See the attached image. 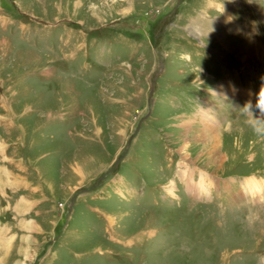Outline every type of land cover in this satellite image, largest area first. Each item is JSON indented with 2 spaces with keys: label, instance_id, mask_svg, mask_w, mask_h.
I'll list each match as a JSON object with an SVG mask.
<instances>
[{
  "label": "rangeland",
  "instance_id": "1",
  "mask_svg": "<svg viewBox=\"0 0 264 264\" xmlns=\"http://www.w3.org/2000/svg\"><path fill=\"white\" fill-rule=\"evenodd\" d=\"M262 77L264 0H0V168L48 207L18 264H264Z\"/></svg>",
  "mask_w": 264,
  "mask_h": 264
},
{
  "label": "crops",
  "instance_id": "2",
  "mask_svg": "<svg viewBox=\"0 0 264 264\" xmlns=\"http://www.w3.org/2000/svg\"><path fill=\"white\" fill-rule=\"evenodd\" d=\"M24 161L26 162V159ZM13 163L19 169H23L18 160L17 162L13 160ZM12 171L16 170H13L12 167H9V171L5 168L4 170L0 168V253H2V256H5L0 264H3V262L18 264V260L15 258L16 252H13V246L18 249V255L21 252L23 253L22 255L24 253L27 255L28 251L24 247V244H27V242L23 240V237L27 240L29 238L34 240L33 236L37 235L38 230L40 231L37 220L48 217V212L45 210L48 207L44 202V197L39 193L43 189L42 183L41 185L36 184L28 178H23V175L19 172L13 173ZM11 232L20 235L17 237L21 241L20 249L15 245L14 238L16 236L14 237ZM10 234L12 235L10 236ZM6 236H9L7 238H10L11 242L8 246L4 244L6 241L3 237ZM18 240L17 244L19 243Z\"/></svg>",
  "mask_w": 264,
  "mask_h": 264
},
{
  "label": "bare ground",
  "instance_id": "3",
  "mask_svg": "<svg viewBox=\"0 0 264 264\" xmlns=\"http://www.w3.org/2000/svg\"><path fill=\"white\" fill-rule=\"evenodd\" d=\"M224 86V85H223ZM227 87H231V85L227 84L225 85ZM240 93H243V92H239L238 91V94L241 95L242 97L244 96V98L246 99H249L250 101H253L255 102L257 100V95L255 94H251V93H244V95L240 94ZM248 95V96H247ZM199 113V116L203 119L202 122L205 124V127L203 128L204 130V133L206 135V137L208 138L209 142L214 146L216 147L217 149V145L219 144L218 143V139H217V134L216 132L213 131L212 127H213V122L211 121V118L209 117V114L207 116V112L206 111H198ZM200 118V119H201ZM212 131V132H211ZM211 133V134H210ZM218 150V149H217ZM210 151V149H209ZM211 152H213L215 154V151L212 150ZM217 154V153H216ZM186 157H184L183 159H185ZM215 159V158H214ZM220 159V156H216V160H219ZM182 169H181V173L188 177L189 179H187V188L189 189V191L191 193L193 192H202L206 186V183H207V179H205L203 176H201L200 178V181L199 183H196L195 180L193 179L194 177V173L193 171H190L191 170V167H188L187 168V165L185 162L181 163L180 165H182ZM183 176V177H184ZM249 183H251V189L252 190H258L259 188H262V185H261V182L251 178V179H247ZM246 182V181H245ZM247 183V182H246ZM264 184V183H262ZM172 189V188H171ZM205 191V190H204ZM196 195V194H195ZM201 195V194H200ZM197 196V195H196Z\"/></svg>",
  "mask_w": 264,
  "mask_h": 264
},
{
  "label": "clouds",
  "instance_id": "4",
  "mask_svg": "<svg viewBox=\"0 0 264 264\" xmlns=\"http://www.w3.org/2000/svg\"><path fill=\"white\" fill-rule=\"evenodd\" d=\"M223 11H224V6H223ZM213 30L214 29H212L211 31ZM181 58L183 59L185 57L182 55ZM262 79H264V77H262ZM240 108L242 109V114L248 117L246 122L253 131V133L256 134L257 136H264V84H261V87L258 92L257 101L255 104V108L258 110L259 115L258 116L254 115L252 110L253 105L251 104L250 101Z\"/></svg>",
  "mask_w": 264,
  "mask_h": 264
}]
</instances>
